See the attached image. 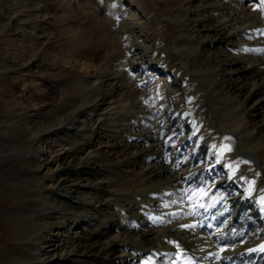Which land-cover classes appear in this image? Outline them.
Instances as JSON below:
<instances>
[{"label": "bare ground", "instance_id": "bare-ground-1", "mask_svg": "<svg viewBox=\"0 0 264 264\" xmlns=\"http://www.w3.org/2000/svg\"><path fill=\"white\" fill-rule=\"evenodd\" d=\"M151 1L111 5L124 12L122 26L134 39L146 41ZM165 1L178 12L168 17L161 9L163 19L180 38L195 41L170 43L167 56L177 71L187 64L186 72L197 76L201 104L215 102L208 130L196 139L203 149L185 140L181 124L190 113L177 84L187 75L157 60L155 72L125 75L101 56L83 60L58 49L44 26L66 16L38 0L36 20L26 19L21 32L7 31L5 46L19 68L2 71L0 104L27 115L28 136L45 144L35 149L47 178L39 208L15 201L0 215L6 239L36 254L4 264H264V0ZM132 44L135 58L150 50L145 42ZM180 54L190 63L177 61ZM49 75L60 79L48 87ZM134 86L147 87L150 99L161 97L166 109L158 118L147 120L152 111L133 101L140 91ZM66 89L81 102L54 114V92ZM134 112L136 127L125 122ZM115 172L136 186L114 187ZM207 219L217 229H200ZM44 235L51 239L38 246Z\"/></svg>", "mask_w": 264, "mask_h": 264}, {"label": "rangeland", "instance_id": "rangeland-1", "mask_svg": "<svg viewBox=\"0 0 264 264\" xmlns=\"http://www.w3.org/2000/svg\"><path fill=\"white\" fill-rule=\"evenodd\" d=\"M34 1L35 0H0V75H3L2 71L4 70L16 71L19 68L18 65L14 64L11 55L7 51L5 37L8 35L7 31L12 29V27L14 30H11V33L21 32L23 27H25L26 19L33 18L36 20L37 17L33 14L34 6L32 5ZM38 1L46 5L49 4L56 16L58 14L66 16L62 21H57L52 18L50 19L51 21L49 20L51 23L49 22L48 25L44 26V31L46 30L49 36H54V40L56 41L55 44L58 49L67 50L72 55L76 54V57H81L80 59L83 60L89 58L90 60L97 61L101 56L106 66H112L109 68L111 71L119 70V72L121 71L125 73V75L126 73L129 74L128 71H130V75H132V71L137 68L150 69L151 72H155L158 68V65H154L156 60L159 62H157V64L162 62L160 65L166 66L167 64L171 66L179 75H187V80L185 77L179 78V83L177 84V88L182 90L183 99L188 104L190 113V115L182 117L181 124L188 130V136L185 140L191 142L196 149L204 148V146L201 147V141H197L196 139H200V131L205 133L208 130L212 122L215 102L211 100V98H205V101L201 104L199 99L201 95H199V92H196V88H198L197 76L186 72L188 69L187 64L184 69L181 68L182 70L177 71L176 64L172 63L170 57L167 56L170 43L174 48H177L176 44L179 42V48H181L185 45L194 44L195 42H189L186 39L180 38L178 36L179 34L171 29V25L173 24L170 22V25L169 22L163 19L161 9L166 11L165 14H167L168 17H174L178 12L175 5L167 4L165 0H152L150 2L151 6L155 9V14L153 16L152 13L144 15V17H148H145L147 33L146 41H143L142 38L134 39L132 31L130 32V30L123 28L122 25L125 21L124 12L120 11L117 6H111L117 0ZM259 4L260 8H257L255 12L257 15L262 10L261 1H259ZM94 13H98L99 17L96 18ZM30 14H33V16L30 17ZM215 14L216 13H214V15ZM89 19L91 22H89ZM151 24H154L153 28L150 27ZM164 24L167 25V27H165ZM175 30L178 29L175 28ZM244 34L249 35L250 31H246ZM171 38H173V41L170 40ZM242 39L245 38L243 37ZM245 40L246 43L250 44L248 38ZM140 41L150 45V50L146 52L143 57L138 56L135 58L136 50L132 43L140 44ZM260 43L264 44V40H261ZM242 54L243 53L240 52L237 56H241ZM171 59L176 61L175 56H172ZM180 59H182L184 63H190V60L185 59L182 54H180L177 61ZM243 68L246 67L243 66ZM0 77L3 78L4 76ZM45 78L44 85L49 87L50 82L52 80H59L60 76L49 75ZM123 79L121 81H123ZM134 83L136 84L135 81ZM134 87L137 89L139 88L138 90L140 91L133 101L143 108L152 111V115L147 117V120L158 118L160 111L166 109L163 107L161 97L159 98V95L154 97L153 95V98L150 99L149 97L152 96L150 93L151 91L147 92L143 90L147 87ZM217 89H220V87H217ZM60 93L54 92L51 101L54 114L56 112L66 113L68 112V108L70 109L73 104L78 105L79 102H81L80 95L76 91L66 89L61 90ZM19 114H21V116ZM23 114L25 116H23ZM135 115L134 112L128 117L130 120L125 122L136 127L137 119ZM202 116H204V124L201 121ZM26 118L27 115L24 111L13 112L5 105L0 104V215L8 210L10 205L15 201H23L25 208L29 210H34L41 206L40 201L37 199H39L40 184L47 178V174L44 170L40 169V158L38 150H36L35 147L45 150V144L35 143L34 140L28 136L29 134L27 133L25 125ZM116 135L120 136L119 134ZM185 136L186 134L184 137ZM208 142V140H203L205 146ZM223 153L227 155V153ZM224 154L221 153V156ZM213 172L217 174L219 179L221 178L220 171L214 169ZM111 178L114 187L122 190L132 189L136 186L135 183L132 181L130 182V179L124 178L118 172L113 173ZM50 239L51 238L44 235L39 241L38 246H40V242L43 240L49 241ZM39 249H42V247ZM33 255H36L34 250L26 252L11 244L6 239L4 225L0 223V264H4L11 256Z\"/></svg>", "mask_w": 264, "mask_h": 264}]
</instances>
